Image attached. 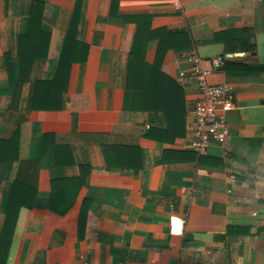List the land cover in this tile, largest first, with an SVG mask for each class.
I'll return each mask as SVG.
<instances>
[{"label": "crops", "instance_id": "1", "mask_svg": "<svg viewBox=\"0 0 264 264\" xmlns=\"http://www.w3.org/2000/svg\"><path fill=\"white\" fill-rule=\"evenodd\" d=\"M0 264H264V0H0Z\"/></svg>", "mask_w": 264, "mask_h": 264}, {"label": "built area", "instance_id": "2", "mask_svg": "<svg viewBox=\"0 0 264 264\" xmlns=\"http://www.w3.org/2000/svg\"><path fill=\"white\" fill-rule=\"evenodd\" d=\"M179 6V2H175ZM192 66L191 78L200 90V98L195 103L190 128L194 135L191 146L197 153H204L212 143H225L230 136L227 116L236 108L234 94L228 84H211L208 79L214 71L220 69L224 56L203 60L193 52L187 56ZM210 67H206L205 63ZM184 76L185 74H181Z\"/></svg>", "mask_w": 264, "mask_h": 264}]
</instances>
